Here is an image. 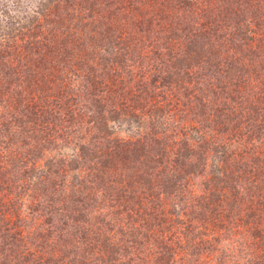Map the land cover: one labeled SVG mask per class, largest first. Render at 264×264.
Instances as JSON below:
<instances>
[{
    "label": "trees",
    "instance_id": "trees-1",
    "mask_svg": "<svg viewBox=\"0 0 264 264\" xmlns=\"http://www.w3.org/2000/svg\"><path fill=\"white\" fill-rule=\"evenodd\" d=\"M228 261L264 264V0L0 19V264Z\"/></svg>",
    "mask_w": 264,
    "mask_h": 264
},
{
    "label": "rangeland",
    "instance_id": "rangeland-1",
    "mask_svg": "<svg viewBox=\"0 0 264 264\" xmlns=\"http://www.w3.org/2000/svg\"><path fill=\"white\" fill-rule=\"evenodd\" d=\"M4 0H0V19L3 20V19H8L9 17L11 16H14V15H18L20 12H21V9L22 10H30L34 5H36V3L39 1V0H16V2H18V7L17 9H15V11L13 13H10L9 12H5L4 10L8 9L7 8V5L3 2ZM10 1H14V0H10ZM125 131V128L123 129ZM128 136V135H127ZM227 243H229V241H227V232L222 234L221 238H220V241L218 243V245L223 248H229L227 245ZM221 249L219 250V253H217L216 255V259H219V254L221 255L220 257L223 258L225 256L224 253H221ZM232 250V255L234 254L235 256H237V251L239 249H236L234 250L233 248L231 249ZM237 252V253H235ZM226 257V256H225ZM229 262H232V261H228L226 262L227 264H229Z\"/></svg>",
    "mask_w": 264,
    "mask_h": 264
}]
</instances>
